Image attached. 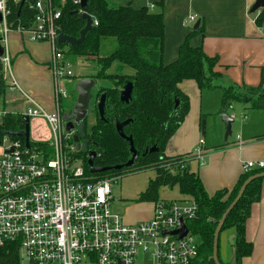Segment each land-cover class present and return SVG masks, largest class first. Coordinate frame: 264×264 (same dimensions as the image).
Wrapping results in <instances>:
<instances>
[{
  "label": "trees",
  "instance_id": "obj_1",
  "mask_svg": "<svg viewBox=\"0 0 264 264\" xmlns=\"http://www.w3.org/2000/svg\"><path fill=\"white\" fill-rule=\"evenodd\" d=\"M21 1H7L11 9L7 21L11 28L19 25L29 27L34 21L36 11L31 9L29 4L35 0H26L23 6ZM51 1L52 6L62 13L56 22L59 33L79 37L80 31L86 26V20L81 17L83 12L89 13L98 22L87 32L82 44L70 46L75 54L86 60H94L99 67L92 77L98 83L90 110L92 114L87 115L74 129L83 145L78 155L83 160L86 172L90 173L87 162L90 151L96 152L95 167L125 164L131 158L129 141L122 138L116 129L117 121L131 119L124 127V132L127 136H132L134 146L139 152L136 163L131 167L112 169L96 173L94 176L119 177L132 169H154L156 175L140 195L139 201L158 200L162 186H177L179 192L187 197L185 199L194 200L198 205L197 216L186 222L189 231L199 239V255L193 264H215L212 255L218 221L244 181L254 174L264 172V168L247 170L239 176L232 188H223L210 195L199 175L188 166V162L192 160L184 158L188 154L167 156L169 140L181 126L190 109V97L179 84L184 80H195L201 91L221 89L219 113L227 112L234 102L249 103L251 108L264 110V87L259 85L243 88L234 83H224L223 74L216 70L218 56H210L204 52L202 45L194 46L190 43L191 37L203 33V25L188 35L179 48L178 57L166 64L163 12H155L146 6L136 8L130 3L122 5L117 0H87L84 9L78 0ZM255 23L262 28L264 36V8L256 15ZM113 39L116 41V47L112 52L102 54V49ZM62 46L63 44H60L61 48ZM127 68L132 71L126 73ZM127 81H132L134 88L130 102L124 103L120 99V91ZM8 88L3 64L0 62V99L5 97ZM103 93H106L107 97L104 119H101L97 102ZM74 99L75 96L69 100L71 107L69 105L67 109H62L66 122L73 120L72 113L76 103ZM23 116L18 112H8L2 118L0 140L9 132L24 130ZM15 138L23 140V137ZM153 146H156L158 151L146 153ZM181 165L184 167L181 168ZM263 182L264 177H259L249 183L238 203L228 214L221 230L219 250L221 235L224 232L235 235L236 264H242L243 259L250 256L254 250L253 243L246 236L247 221L253 204L261 199ZM19 253L18 243L0 247V264H21ZM218 255L221 261L220 251Z\"/></svg>",
  "mask_w": 264,
  "mask_h": 264
},
{
  "label": "built area",
  "instance_id": "obj_2",
  "mask_svg": "<svg viewBox=\"0 0 264 264\" xmlns=\"http://www.w3.org/2000/svg\"><path fill=\"white\" fill-rule=\"evenodd\" d=\"M7 1L0 0L4 76L11 80L10 88H19L8 50L11 31L48 43L55 108L48 110L22 92L28 102L23 115L44 120L50 139L30 138L28 147L24 137L5 134L0 140V247L18 243L20 260L27 264H139L141 251L151 264H193L199 255V240L186 222L197 216L194 200L158 199L152 203L151 218L128 223L112 208V187L118 177L96 178L86 172L78 155L82 147L78 149L74 131L66 130L62 114V97L69 96L66 83L74 75L64 71L65 54L58 42L56 22L61 10L54 8L51 0H35L29 4L36 11L33 23L11 28ZM97 24L94 20L93 25ZM7 113L0 108V124ZM203 144L202 139L184 158L203 159ZM256 166L264 168V163L244 164L246 171ZM182 224L188 229L184 237L170 233Z\"/></svg>",
  "mask_w": 264,
  "mask_h": 264
},
{
  "label": "crops",
  "instance_id": "obj_3",
  "mask_svg": "<svg viewBox=\"0 0 264 264\" xmlns=\"http://www.w3.org/2000/svg\"><path fill=\"white\" fill-rule=\"evenodd\" d=\"M117 1L122 5L130 3L136 8L146 6L151 7L155 12H163L166 64L178 57L181 44L186 41L200 21L198 27L203 25V33L191 37L190 43L194 46L202 45L204 52L210 56H218L216 70L223 74L224 83H234L243 88L259 85L264 87V36L262 28L255 23L259 11L251 12L255 0ZM8 50L19 88H8L3 98V108L8 112L25 113L28 105L25 96L19 99L20 97L16 98L15 93L10 94V92L18 94V91L22 93L25 90V93H30L48 110H53L55 102L54 82L49 67L52 59L50 45L46 42L31 41L26 34L13 30L8 34ZM10 81L7 79L8 84L11 83ZM194 81L184 80L179 84V87L190 97V109L181 126L169 140L166 148L167 156L189 154L202 140L199 124L203 117V105H201L203 91ZM72 83L71 80L67 81L66 87L69 88ZM241 104L244 108L249 106V103L241 102ZM233 108L234 105L227 113L236 119L230 111ZM236 138L232 142L225 141L224 145L209 147L203 139L204 154L203 159L199 160L201 163L193 169L191 162L195 159L188 162L191 171L199 175L205 190L210 195L223 188H232L239 176L246 171L244 164L247 162L264 163V128L261 125L255 124L249 130L238 131ZM146 203L151 208L144 218L139 220L135 217L134 221H127L126 218L124 220L128 223H136L151 218L153 201L142 202L144 205ZM231 234L233 233L226 231L221 235L219 251L221 261L225 264L231 262L233 258V246L229 242ZM246 236L253 243L254 250L250 256L243 259L242 264H264V182L261 199L252 206L247 221Z\"/></svg>",
  "mask_w": 264,
  "mask_h": 264
},
{
  "label": "rangeland",
  "instance_id": "obj_4",
  "mask_svg": "<svg viewBox=\"0 0 264 264\" xmlns=\"http://www.w3.org/2000/svg\"><path fill=\"white\" fill-rule=\"evenodd\" d=\"M251 12L253 13L255 11L251 10ZM115 47H116V41L113 39L110 41L109 44L106 45L105 48L102 49L101 53L108 54L112 52ZM62 49L65 54V63H66V67L64 71L67 72L70 70L74 75V77L72 78L73 83L70 85L69 88L67 87L69 96L67 98L62 97V109H67L70 105L68 103L71 97L75 96L74 100L77 102L76 99L78 96L76 89L77 81L82 78H92L97 73L99 67L97 63L94 62V60L93 61L90 59L86 60L84 57L75 54V52L72 51L70 49V46L66 43L63 44ZM131 71L132 69H128V68L126 69V73H130ZM196 88L198 89L197 86ZM97 89H98V83H96V86L93 88L92 91L93 97L90 102V108L88 112L89 116H91L92 114L90 110L92 109V102ZM23 91L25 92V90ZM11 93H15L16 98L20 97L19 99H22L23 97V94L19 91L18 94L17 92H10V94ZM26 93L31 97L35 98L30 93L28 92ZM198 98L200 99V96ZM221 98H222L221 89H216L213 91L204 90L203 93L201 94V105H203L202 106L203 117L201 123L199 124V132H200V138L206 140L208 147L213 145H220V144L224 145L226 140L225 124L221 118L222 114L218 113L221 110ZM233 105L235 106V108L231 109L230 111H232V114L236 116V119L233 117L235 119L234 123L232 124L233 134L229 136L228 138L229 142H232L237 139L236 135L238 131L249 130L252 127H254L255 124H259L261 125L262 128H264V110L251 108L250 104L249 106L244 108L241 102L240 104L238 102H234ZM0 106L2 108L4 106L3 98L0 99ZM30 125H31V132H30L31 141H41V140L50 139L49 127L44 120L32 118L30 120ZM203 127H204V132H203ZM81 147L83 148V145H81ZM199 160L202 159L197 158L191 162V166L193 169L197 167L196 165L201 163ZM155 175H156L155 170L152 168L142 171H137L132 169L131 171L122 173L116 179V181L113 182V187H112L113 210L119 213L120 215H122L124 218H126L127 221H134L133 219H135V217H137L139 220L144 218V216H146V214L149 212L151 207L149 206L148 203H146L145 205L142 204V201H139V197L142 194V192H144L147 189L150 180L153 179ZM185 198L187 197L183 196L179 192L177 186L175 187L162 186L159 190V199L179 200V201L188 200ZM195 237L198 239L197 236ZM148 259H149L148 255L146 257L145 253L141 251L139 256V264H151V260ZM21 264H27V262L24 260L21 261Z\"/></svg>",
  "mask_w": 264,
  "mask_h": 264
},
{
  "label": "water",
  "instance_id": "obj_5",
  "mask_svg": "<svg viewBox=\"0 0 264 264\" xmlns=\"http://www.w3.org/2000/svg\"><path fill=\"white\" fill-rule=\"evenodd\" d=\"M26 0H22L21 1V5L23 6L25 4ZM87 4V0H80V6L82 9H84L86 7ZM264 8V0H255V2L252 5L251 10L252 11H259L260 9ZM81 17L86 20V26L80 31V35L79 37H73V36H69L63 33L59 34L58 37V42L59 44H68L71 47H75L77 45L82 44L85 41L86 38V34L89 30H91V28L93 27V17L92 15H90L87 12H83L81 14ZM2 20V15L0 13V21ZM200 21L197 22V24L195 25V29L198 28ZM4 49L0 44V56L3 55ZM96 86V81L92 78H82L80 79L77 83H76V89L78 92V96H77V102L74 106L73 109V120L69 121L66 123V130L71 132L74 131L75 126L81 124V122L87 117L88 112H89V108H90V102L92 99V91L93 88ZM133 88H134V84L132 81H127L126 84L123 86V88L120 91V99L122 102L124 103H129L130 100L132 99V93H133ZM106 93H103L100 97V99L97 102V109H98V113L101 117V119H104V114H105V106H106ZM178 104V102H177ZM176 104V105H177ZM222 121L225 124V141L228 140L229 136H231L233 134L232 132V124L234 122V118L233 116H231V114L224 112L221 115ZM23 120L25 122V128L22 131H13V132H9L8 134L10 136H18V137H24L25 138V142H26V146L28 147L30 145V132H31V125H30V118L28 116H23ZM131 122V119H127L123 122L117 121L116 122V129L118 134L126 139L127 141H129L130 143V150L132 153L131 158L125 163V164H118V165H113V166H104V167H95L94 166V159L96 157V152L95 151H90L88 154V165H89V171L92 174H96V173H101V172H105L108 170H120L123 167H131L132 165H134L139 157V152L137 151V149L134 146V142H133V138L132 136H127L124 132V127L129 124ZM203 132H204V127H203ZM73 138L77 144L78 149H81V143H80V138L79 135L74 133ZM12 150V149H11ZM158 148L156 146H153L152 148L148 149L146 151L149 153H154L157 152ZM259 177H264V172L258 173V174H254L250 177H248L244 183L242 184V186L240 187L238 194L236 195V197L233 199V201L229 204V206L227 207V209L225 210V212L223 213L222 217L220 218V220L218 221L215 233H214V245H213V261L215 262V264H225L222 263L219 259V239H220V234H221V230L223 227V224L228 216V214L233 210V208L235 207V205L238 203V201L240 200V198L242 197L246 187L249 185V183L251 181H253L256 178ZM188 229L186 227L185 224H182V228L176 231H172L170 233L172 234H178L181 237H184L187 233ZM234 239H235V235L231 234L229 236V242L231 244V246H233V258L231 260V264H236V261L234 260V255H235V249H234Z\"/></svg>",
  "mask_w": 264,
  "mask_h": 264
}]
</instances>
